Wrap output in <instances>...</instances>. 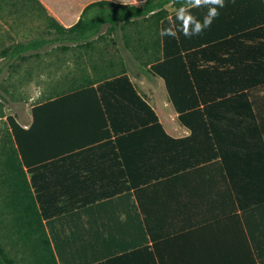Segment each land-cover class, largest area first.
<instances>
[{"label": "crops", "instance_id": "1", "mask_svg": "<svg viewBox=\"0 0 264 264\" xmlns=\"http://www.w3.org/2000/svg\"><path fill=\"white\" fill-rule=\"evenodd\" d=\"M38 1L67 27L98 0ZM253 1L261 10L264 0ZM167 9L172 20L175 9ZM152 19L117 25L114 40L103 25L107 38L83 46L99 44L109 56L88 64L79 57L68 81L43 88L52 95L31 104L22 119L15 115L30 131L23 136L29 165L23 163L17 183L32 192L58 264H264V80L260 135L250 122L243 136L236 120L224 122V164L205 120L189 116L203 101L181 111L155 69L169 59L181 105L194 100L188 38L167 36L165 56L161 20ZM252 28L229 49L245 68L237 73L244 81L264 77L246 66L254 49L264 54V30ZM5 120L0 162L8 192L13 143Z\"/></svg>", "mask_w": 264, "mask_h": 264}, {"label": "trees", "instance_id": "2", "mask_svg": "<svg viewBox=\"0 0 264 264\" xmlns=\"http://www.w3.org/2000/svg\"><path fill=\"white\" fill-rule=\"evenodd\" d=\"M34 1L44 12L47 31L25 40H18L4 47L1 53L8 59H27L30 56L38 55L47 47L59 43L62 44L63 49L67 48L71 43H75L78 46H91L93 41L107 38L102 33L103 25H108V30L114 32L111 37L114 40L116 38L117 25L123 29L125 25L132 23L138 18L150 17L153 18L152 20L155 23H159L161 20L162 28H165L166 25H170L171 21L175 20V11L180 6L178 0H144L139 5L98 0L88 4L83 9L78 21L66 27L50 15L38 0ZM168 4L175 9L172 14V20L168 18ZM247 5H252L253 9H247ZM207 11V6L191 9L193 15L201 21ZM218 11L220 13L219 16L213 20L209 28L205 29L200 35L188 38L190 51L185 54V57L188 62L187 68H189L190 88L196 96L194 100L189 97L181 105L179 93H176L173 88L175 79L170 78V70L168 71L166 68V64H169V59L165 58V60L155 66V69L164 75L170 95L178 109L183 111L186 106L192 107L196 105L199 98L203 101V108L194 110L192 112L193 115L189 114V116L196 118V114H198L200 118L205 120L225 164V150L221 143V136L225 133V128L222 127L224 122L228 126L227 124L230 120H236L239 123L237 130L238 134H241L240 136L244 135V124L248 126L250 122L251 127L253 126V134L260 135L261 96L259 92L262 89L261 81L264 80V77L254 78L249 81L237 78V73L245 68L235 61L234 53L230 52L229 49L234 46L237 38L245 37L243 33L245 27H253L251 30H260V32L264 30V5H262L260 10V7L258 8L253 0H235L234 3L232 0H225V7L218 9ZM175 28V30L180 28L178 20L175 21ZM178 38L183 39V35L181 36L179 31H177L176 39ZM166 40L167 36H163L165 56L168 55ZM254 50L256 51L251 58L252 60L246 66L259 73L264 71V54H259V49ZM193 56H198V61H193ZM229 63L232 64L231 67ZM184 68H186L185 63L183 64ZM210 89H214V91L210 92ZM144 105L146 106V103ZM37 106L33 105V112L36 111ZM181 118L185 119V116L181 115ZM6 119L11 128V142L13 143V154L10 158L11 176L13 177L11 184L14 185V191L19 189L22 191L19 201L20 208H17V211L22 212L27 218L26 222L28 224L35 221L37 227L31 226L29 229L31 232L39 233L38 237H27L32 240H25V243L32 246L34 250L33 263L58 264L51 240L48 238L41 217L37 212L32 192L22 188L17 183L19 182L17 179L21 177L23 163L29 165L23 146V136L30 131L23 129L16 120L15 114H8ZM225 135H228L227 132ZM14 143H16V146ZM1 151L4 152L3 145ZM15 219H19V215H15ZM0 264H17L15 258L8 253L1 241Z\"/></svg>", "mask_w": 264, "mask_h": 264}, {"label": "rangeland", "instance_id": "3", "mask_svg": "<svg viewBox=\"0 0 264 264\" xmlns=\"http://www.w3.org/2000/svg\"><path fill=\"white\" fill-rule=\"evenodd\" d=\"M46 31L44 12L34 0H0V125L6 122L7 114H15L22 119L31 104L51 96L53 91L46 94L47 91L43 88L48 89L59 82L68 81L74 72L78 71L79 57L83 60L81 62L88 64L92 59L100 60L109 56L107 49H103L99 44L94 48L68 45L63 49L61 43L51 45L38 55L23 60L8 59L2 55V49L11 43ZM113 58L116 59L115 56ZM89 68L90 65L88 70ZM65 87L68 88V84L65 83L63 88ZM4 177L2 160L0 241L17 264H37L32 262V246L25 243V240H32L27 237H38L39 233L29 229L31 226L37 227V223L32 221L28 224L22 212L17 211V208H20L22 191H14V185L10 186L11 190L8 192L5 191ZM15 215H19V219H15Z\"/></svg>", "mask_w": 264, "mask_h": 264}, {"label": "clouds", "instance_id": "4", "mask_svg": "<svg viewBox=\"0 0 264 264\" xmlns=\"http://www.w3.org/2000/svg\"><path fill=\"white\" fill-rule=\"evenodd\" d=\"M178 2L180 6L175 11V20L171 21L169 27L160 31L161 36L177 38V31L189 39L200 35L219 16L218 9L225 7V0H178ZM232 2L234 3L235 0H232ZM132 3H137V0H132ZM205 6L208 7V11L201 21L193 15L191 9ZM177 20L180 22V28L175 30V21Z\"/></svg>", "mask_w": 264, "mask_h": 264}]
</instances>
